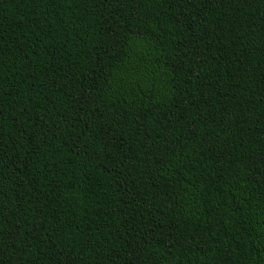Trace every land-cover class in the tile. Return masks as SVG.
Listing matches in <instances>:
<instances>
[{
	"label": "trees",
	"instance_id": "trees-1",
	"mask_svg": "<svg viewBox=\"0 0 264 264\" xmlns=\"http://www.w3.org/2000/svg\"><path fill=\"white\" fill-rule=\"evenodd\" d=\"M0 264H264V0H0Z\"/></svg>",
	"mask_w": 264,
	"mask_h": 264
}]
</instances>
